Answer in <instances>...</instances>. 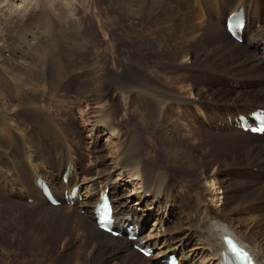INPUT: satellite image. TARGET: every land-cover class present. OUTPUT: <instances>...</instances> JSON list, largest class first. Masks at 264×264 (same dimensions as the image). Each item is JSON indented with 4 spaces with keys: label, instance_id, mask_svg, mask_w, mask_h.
Here are the masks:
<instances>
[{
    "label": "bare ground",
    "instance_id": "1",
    "mask_svg": "<svg viewBox=\"0 0 264 264\" xmlns=\"http://www.w3.org/2000/svg\"><path fill=\"white\" fill-rule=\"evenodd\" d=\"M26 1L14 0L7 3V0H3L1 3L6 4L5 8L0 4V67L4 66V69L10 70V66H14L21 70V72L10 70V77H4L3 83L0 84V225L2 223L7 225L6 229L0 228V239H7V243L0 247L3 259L9 264H14L16 260L11 257V254L20 251V247H29L41 239L39 230L23 232L18 229V226L22 224V218L16 215L18 213L14 210L21 207L33 215V222H48L50 216L46 215H51L54 223L62 225L61 235L67 242L65 249L68 252L64 256L55 254L52 259L43 256L38 264L46 262L57 264L58 260L59 264H102L105 260H118L121 264H159L169 253L176 256L177 264L197 263L199 259L197 256L200 254L202 256L200 257H205V259L203 258L204 260L202 259L197 264H222L224 253L222 236L224 235L232 237L238 246L249 251L256 264H264V237L254 236L251 230L244 226H240L243 230H233L231 226L234 219L227 218L229 211H233L235 216L245 217L244 219L241 217L243 220L240 221V225L244 222H249L247 223L249 225L258 222L262 216L264 218V207L259 206L264 204V182H259L257 177L261 181L264 179L250 170L258 165L260 168L255 169L261 174L264 173V146L259 145V143H264V135L249 136L233 128L238 115L249 114L256 108L264 110V105L258 106L250 103L228 105L238 101L253 100L264 103V9L260 0H239L243 2L234 7H230L231 0H207L205 18L201 15V6L205 7V0H173L176 4H181L178 8H174L170 5L171 3L163 0H100L131 31L146 35L139 43V48L147 53L146 57H131L141 69L121 72L125 73V80L122 81L123 83L120 82V88L124 89L123 86H125V89L127 88L133 94L129 102L136 104V108L139 107L138 111L135 109V114L143 124V133L146 134L143 145L156 146L162 152L163 157L160 162L155 156L145 151L146 148L142 150L146 152V156L144 152L140 153V148L131 149L132 152H129L130 155L127 156L128 146L136 144L139 137L133 132L134 130H131L127 148L113 142L109 147L110 155L105 158L96 144L101 133L107 130L109 133H114L109 123L105 121L101 128L95 123L86 126L85 129L88 128L87 138L90 143L87 149L94 158L93 167L102 164L101 166H107L106 170L90 168L84 172V169L80 168L77 149L70 147V141L63 135L62 130L57 124L51 122L52 120L48 121L43 113L44 108L43 110L41 108L44 102L54 105L58 101L51 100L50 96L45 97L44 88L42 92L36 91L35 88L39 85L37 79L41 77L39 73L27 67V64L20 59L14 62L10 57L11 54L6 44L8 31L3 30L7 20L14 19L12 16H16V19L23 16L27 6ZM216 1L218 3L211 8V4ZM227 9L229 10L226 13ZM238 9L242 10L244 20L240 43L231 40L223 30L229 15ZM209 17L215 20V23L217 21L222 28L210 21ZM2 32H5L4 35ZM207 33L208 36L216 35L220 44L215 43L208 50V55L201 56L199 61L208 58L207 70L214 79L218 81L226 79V83L236 85V88H229L224 94L218 91L212 92L211 95L214 94L216 99H219L218 103L211 95H208L207 99L199 95L195 97L192 87L179 86L181 80L179 84L170 80L161 81L156 71L152 69L157 65L167 69L177 66L175 62L186 63L192 49L202 45V40ZM98 53V57H101ZM48 55L50 57V54ZM93 66H97L103 72L102 75L96 76L94 71L86 77L77 73L79 71L76 72L77 74H72L78 99L86 107L94 100L104 98L106 92L100 82L101 86L96 84L98 80H103L105 75H110L117 81L120 75L107 69L102 57L94 59ZM50 85L49 89L54 94L67 93L70 82L51 78ZM89 97H94V100ZM180 102H185L188 106L181 105ZM28 103L33 105L29 112L25 111V105ZM164 104L167 105L166 109L159 108V112L164 116V120L167 119L171 123L166 122L167 124L162 127L166 135H156L152 128L154 116L149 107L150 105L159 107ZM206 108H208L207 111H205ZM194 110L199 122L202 121L203 125L209 126L212 132L214 129L210 126L211 122L217 120L219 124H222V128H217L220 134L217 138L218 142L223 143L219 145V148L216 147L219 150H216L215 155L207 156V151L203 147L217 144L210 138L205 142H200L196 148L193 145L194 138L189 122H191L190 116H193ZM23 115L34 121L39 117L41 123L55 127L53 135H40L37 129L36 135L35 132L28 131L19 122ZM160 116L159 119L162 117ZM84 118H86L85 115ZM170 131H176L177 135H167ZM203 136L207 137V135H202L201 138ZM228 139H235L237 143L228 142ZM247 141L257 142V145L249 149L237 146L238 144L245 145ZM44 144L51 145V154L43 151ZM16 145H20L21 148L19 156L15 153L18 147ZM196 149H201L204 160L195 156ZM167 167L178 169L185 167L188 172L195 173L196 177L194 180L181 177L172 178ZM223 169L240 179L230 180V175L222 177ZM238 169L242 171L233 172ZM113 175H116V182L110 184V177ZM133 176L139 180V183L128 182V179ZM37 178L43 179L50 187L52 194L59 200H61L63 190H67L68 195L72 188H76L77 193L72 207H64L63 204L56 208L49 207L36 188ZM4 181L10 186V190ZM114 185L130 188L127 199L122 198ZM136 185L140 186V191L136 189ZM175 186L181 187L186 192L185 203L181 207L176 205L177 202L175 203V198H173ZM232 187L236 188V192L227 195L228 189ZM103 192H106L110 199L114 227L122 233L128 230V233L135 237L134 241L127 239V233L122 234L119 239H108L106 235L92 228L94 204ZM78 198H81L79 202ZM26 199L31 200L30 205L21 203ZM130 199H134V203L130 202ZM218 202L221 204L220 208H217ZM227 205H232V208L225 212L224 207ZM3 207L8 211H3ZM80 210L82 211L81 216L75 214V211ZM150 217H153V222ZM148 222L149 224L152 222L151 228L148 229V224L147 233L139 236V227L147 225ZM171 226L172 230H170ZM78 242L82 248L91 247L92 251L100 248V255L96 258L86 257L87 259L83 261L79 258L71 261L69 257L73 252L69 253L68 246ZM137 243L151 250L152 254L148 259L139 260L131 250V244ZM193 243H195L194 246L187 249ZM69 261L72 263H68Z\"/></svg>",
    "mask_w": 264,
    "mask_h": 264
},
{
    "label": "rangeland",
    "instance_id": "2",
    "mask_svg": "<svg viewBox=\"0 0 264 264\" xmlns=\"http://www.w3.org/2000/svg\"><path fill=\"white\" fill-rule=\"evenodd\" d=\"M1 1L3 0H0V4H2V6L4 5L3 8H5L6 4L1 3ZM11 1H14V0H7V3H10ZM163 1H166L169 4L171 3L170 5L173 6L174 8H178L181 5L180 3L176 4V2H174L173 0H163ZM217 1L211 4V8L218 3ZM242 2L243 1L239 2V0H231L230 7H234ZM260 3H262L261 5L263 6V9H264V0H260ZM206 4H207V0H205V7L204 5L201 6V10H202L201 15L203 16V18H205V15H206L205 12L207 11ZM25 5L27 6H26V10L23 13L22 17H18V19H16V16H12V18L14 19L12 21L7 20L8 23L7 22L5 23V27L3 31H5V29L6 31H8L7 37L9 39L7 38L6 44L8 46L9 53L11 54L10 57H12L14 62L19 61L20 59V61H23L25 64H27V67L31 68L34 72L39 73L41 77L37 79V82L39 85L37 88H35L36 91L42 92L44 88L45 97L50 96L51 100L53 99V100L58 101L57 103L53 101V103H56L54 105L52 104L48 105V104H45L44 102L43 103L44 105L41 104V108L42 110L44 108L43 113L45 114V117L48 119V121L52 120L51 122L57 124L58 128L62 130L63 135H65L67 140L70 141V142L68 141L70 147L72 146L77 149L78 157L80 159V168L84 169L83 172L90 168L92 170H95V169L103 170V171L106 170L107 166H101L102 164L100 165L97 164L98 165V166L96 165L97 167L96 166L93 167L92 161L94 160V158L93 156L89 154L90 150L87 149V146L90 143V140L87 138L88 128L85 129L86 126L94 125L95 123H97L99 125L98 127L101 128L105 121L109 123L110 129L114 131V133H109V131L107 130L104 133H101L102 135H100L96 140L97 148L101 151L102 155L105 156V158H107V156L110 155L109 147L111 143L113 142L122 145L123 148H127L130 142V135L132 133L131 130H134L133 132L138 134L139 137H138V140L136 141V144H130L128 146L129 149H127V156L130 155V153L132 152L134 148L136 149L140 148L139 149L140 153L144 152V156H146L145 151H147L149 152L151 156H155L156 159L162 162V159H161L163 157L162 152L156 146L152 144L143 145V142H144L143 140L145 138L144 135L146 134L143 133V124L137 119V116L135 114L136 110L138 111L139 107L136 108L137 107L136 104H134L133 102H129L132 100L133 94L127 88L126 90L125 86H123L124 89L120 88L121 83H123L125 80L124 79L125 73H121V72L123 71L128 72V70L131 71L135 69H141V67L137 63L132 61L131 57L133 56H138V57H143V58L146 57L147 53H145V50L139 48V43L142 41L143 37L144 38L146 37V35H141L140 32L138 33V32L131 31L129 27H127V25L118 16H116V14L112 13V10H110V8L104 5L103 2L100 0H27L25 2ZM107 10H110V11L108 12ZM228 10L229 9L226 10V13L228 12ZM208 19L212 21L214 24H216L217 26H220L218 25L217 21L215 23V20H212L210 17ZM4 33L2 32L3 35ZM212 39L214 41H212ZM215 43L220 44L219 40H217L216 38V35L212 34V36L211 35L208 36V33H207L205 34L202 40V45H199L198 47H195L194 49H192V51L190 52V56L188 57L189 60H187L186 63L184 62L182 64L181 62H175L177 63V66L169 67L167 69L157 65L155 67H152V69L156 71L157 77L161 81L170 80L171 82H176L178 84L182 81L179 84V86L189 85L190 87H192L193 95L195 97L199 95L200 97L202 96L201 98L207 99L208 95H211V93L214 91H218L220 92V94H224L227 89L236 88V85H234L235 83H231V84L226 83L227 82L225 81L226 79H224V81L223 80L218 81L214 79V77H212L208 73V70H207L208 69V58H205L204 60L199 61V59H201V56H205L206 54L208 55V50L212 48L215 45ZM38 44L40 47L38 46ZM51 45H53V47H51ZM49 50L51 51V53ZM98 50H99V53L97 52ZM97 53L102 57L103 63L105 62V67L107 69L113 72H117L120 75L117 81H115L114 77L113 78L110 77V75H105L103 80H98L96 84L98 83L97 85H100V86L102 84L103 86L102 88H104L106 92L104 93V98L101 100H94V97H91V98L89 97L91 100L93 99L94 102L91 103L88 107H86L85 104L80 103V99H78V95L73 85L74 76L72 74L79 71L77 73L86 77L87 74H90V73L92 74L94 71L96 72L95 73L96 76L102 75L103 72H101V70L97 66L96 67L93 66L94 59L101 58V57H98ZM48 54H50V57ZM75 54L78 56H76ZM199 55L200 57H198ZM39 58L41 59V61H39L40 60ZM52 62L53 63L55 62V63L53 64ZM215 63L217 64V62ZM12 67L14 66H10V70L12 72H16L18 70L17 67H14V68ZM76 67L78 69H76ZM10 70L8 68L4 69V66L0 67V71H1L0 84L3 83L4 81L3 79H5L4 77H10L9 76V73L11 72ZM19 71L21 72L20 69L17 72ZM51 78L52 80H54L55 78L67 80L68 82H70V87H69L70 90L68 89L67 93H55L54 94V92H52L49 89V87L51 86L50 85ZM99 82L101 84H99ZM33 84L35 83L33 82ZM213 96L214 94L211 95V97ZM214 98H215L214 101L216 100L215 102L218 103L219 99H216V96H214ZM225 101L226 100H224V102ZM249 103L253 105H258V106L264 105L263 102L257 101V100L238 101V102H234L228 105L249 104ZM180 104L188 106V104L185 102H180ZM32 107L33 105H30L29 103L26 104L25 111L29 112ZM166 107H167L166 104L159 106V107L158 106L152 107L150 105L149 107L152 110V113L154 116L153 118L154 125L152 124V128L155 130L154 132L156 135H161V134L166 135L162 127H164V125L167 123L168 124L171 123L167 119L164 120L163 118L164 116H162L161 113L159 112L160 111L159 108L166 109ZM207 110L208 108H206L205 111ZM84 115L86 116V118H84ZM23 116L20 118L19 122L21 123V125L27 128L28 131L31 130L32 132H35V135H36V132L38 131L40 132V135H44V134L53 135L52 132L53 130H55V127L48 126V125L41 123V121L39 120V117L35 118V121H34L33 119L28 118L27 116H24L25 118L24 119ZM159 116L161 117L160 119H159ZM190 118H191V122H189V125H190L189 128L190 127L194 128V129L190 128V130H191V133H193V138L195 139V140L193 139L194 144L192 142L191 143L196 148L198 145H200V142H205L210 138L211 140L217 142L216 144L217 146L216 145H212V146L205 145L203 147L205 151H207V156L208 155L212 156L213 154L215 155L217 153L216 150H219V149H216V147L219 148V145L223 143L222 141L218 142L219 139L217 138L220 135L217 132V128L219 127L221 128V124H219L217 120H214L213 122H211L210 126L212 129H214V131L212 132L209 126L207 127L206 125H203L202 121L201 123L199 122L200 120H198L195 110L193 111V116H190ZM23 121H25V123ZM178 126H180V124ZM203 131H204V134H203ZM201 132L202 134H200ZM167 135H177V134H176V131H172V132L170 131ZM202 135H207V137L203 136L201 138ZM37 140L39 139L37 138ZM138 142L140 146L138 145ZM228 142H234V144L237 143L235 139H228ZM256 145H257V142L247 141L245 145L238 144L237 146L238 147L241 146L242 148L249 149V147L256 146ZM259 145L264 146V143H259ZM16 147L17 149L15 150V153L17 156H19V150L21 149L20 145H16ZM207 147H208V150H207ZM143 148L144 149L146 148L145 151H142ZM43 151H46V153L48 151V153L51 154L52 153L51 145L44 144ZM202 151L204 150L202 149ZM194 154H196L195 156L199 157L200 160H204L203 155L201 154V149H196V153ZM238 156L239 155H237V157ZM106 163L107 164L109 163L108 160L106 161ZM256 166L259 167L258 165ZM167 168L172 178L181 177L182 179L194 180L196 177L195 173L188 172L185 167L183 169H178L175 167H167ZM255 168L250 169L251 172L254 174L257 173L262 179H264V173L262 174L258 173ZM238 171H242V169H238L233 172H238ZM228 173H229L228 171H225L223 169L221 173L222 177H227V175H230L229 176L230 180L240 179L238 176L235 177L234 175L230 173L228 174ZM126 176L127 175H125V177ZM257 179L259 180V182H264V181H261L258 177ZM4 182H5V185L8 186L10 190V186L7 185L6 181ZM110 182H111L110 184L112 183L115 184L116 175H113L112 177H110ZM128 182H132L133 184H135V183H139V180L133 176V178L131 177L128 179ZM121 187L122 186L114 185V188L116 189L118 193L121 194L122 198L127 199L130 188L122 187V189H120ZM135 187L138 191H140L139 185H136ZM173 191H174L173 198H175L174 199L175 203L177 202L176 205L179 207L183 206L185 203L184 198L186 199L185 190L179 186H175ZM235 192H236V188L232 187L231 189H228L227 195H232ZM4 196L6 195L4 194ZM95 197L97 198V195ZM10 200L13 201L12 199ZM134 201H135L134 199H130V202L134 203ZM21 203L23 205H30V203L26 202V200H22ZM220 205L221 204L218 202L217 208H220ZM259 206L264 207V204L259 205ZM141 208L143 209V206H141ZM231 208H232V205H227L224 207V210L226 212L230 210ZM3 211H8V210L4 208ZM14 212H17L18 214L16 215H20V218H22V221H21L22 224L18 226L19 230L23 232L29 231V230H35V231L39 230L41 233L40 234L41 239L34 242L32 245H29V247H26V248L20 247L19 249L20 251L14 252L15 254H11V257L15 258L16 260L14 264H38L39 260L43 256H45V258L52 259V257L55 254H58L59 256H62V255L64 256L65 253L68 252V250L65 249V246H66L65 244L67 242L63 240V237L61 235L62 225L61 224L58 225L54 223L55 221H53L54 220L53 216L46 215V216H50L48 218L49 219L48 222H45V223L38 222L37 223V222L32 221L33 215L29 214L27 211H25L21 207L15 209ZM75 214H78L81 216L82 211L81 210L78 212L75 211ZM235 215L236 214L233 213V211H229L227 213V218L229 220L234 219V221H232V226H231L232 228H234L233 230H236V231L243 230L242 227L244 226L245 228L251 230L250 232L254 236L264 237V221H263L264 218H262L263 216L258 222L250 223L249 225H247V223L249 222L243 221L244 223H241L242 225H240L239 224L240 221H242L245 217L243 215L241 216H235ZM150 220L153 222V217H150ZM152 222H150V224L148 222L147 225L145 224V226L142 228L140 232L141 236L147 233L148 224H149L148 229L151 228ZM13 224H15V222H13ZM6 226L7 225L2 223L0 225V228L6 229L7 228ZM92 228L94 229L93 225H92ZM12 229H14V227ZM170 230H172V226ZM107 237L108 239H111L109 236ZM117 241H124V240H117ZM6 243H7L6 238L0 239V247L1 245H5ZM194 244L195 243L190 244L187 247V249L194 246ZM68 247H69L68 249H70L69 253L73 252L72 253L73 256L72 254H70L71 256L69 257L71 261H74L75 258L76 259L79 258L80 261H83L89 258V256L91 258H96L101 253L100 248L94 249L92 251L91 247L82 248L79 242L77 244L75 243L74 245H69ZM200 256L201 254L197 256V258L199 257V259H197L198 262L201 261L203 258L205 259V257L201 258L202 256L201 257ZM136 257L139 260L148 259V258H143L138 255H136ZM71 261H69L68 263H72ZM59 262H60L59 260L56 261L57 264H59ZM109 263L110 264H121L118 260L116 261L105 260V262H103L102 264H109ZM197 263H194V264H197ZM0 264H9L7 261L3 259L1 251H0ZM44 264H49V262H46Z\"/></svg>",
    "mask_w": 264,
    "mask_h": 264
},
{
    "label": "snow or ice",
    "instance_id": "3",
    "mask_svg": "<svg viewBox=\"0 0 264 264\" xmlns=\"http://www.w3.org/2000/svg\"><path fill=\"white\" fill-rule=\"evenodd\" d=\"M147 254V253H146Z\"/></svg>",
    "mask_w": 264,
    "mask_h": 264
}]
</instances>
